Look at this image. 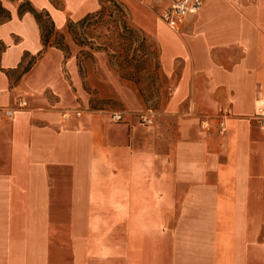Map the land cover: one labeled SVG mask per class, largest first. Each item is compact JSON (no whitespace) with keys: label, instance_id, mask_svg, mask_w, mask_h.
I'll return each mask as SVG.
<instances>
[{"label":"crops","instance_id":"0c3cea01","mask_svg":"<svg viewBox=\"0 0 264 264\" xmlns=\"http://www.w3.org/2000/svg\"><path fill=\"white\" fill-rule=\"evenodd\" d=\"M21 2L50 19L47 47ZM121 3L157 42L169 78L152 124L80 111L89 97L67 25L99 10L100 0H0L7 15L0 20V264H32L49 216L76 224L96 214H123V228L160 231L191 252L210 247L211 264H264V130L256 119L264 107V0H203L179 31L133 0ZM59 34L67 53L53 44ZM140 104L125 101L129 109ZM222 105L231 109L226 131L208 136L199 122Z\"/></svg>","mask_w":264,"mask_h":264},{"label":"rangeland","instance_id":"374dc122","mask_svg":"<svg viewBox=\"0 0 264 264\" xmlns=\"http://www.w3.org/2000/svg\"><path fill=\"white\" fill-rule=\"evenodd\" d=\"M133 1L153 10L159 18L172 2ZM129 13L127 9L126 25L133 31L123 35V62L121 58L115 59L105 51L94 49V46L89 48L76 43L74 46L68 40L70 47L78 52L82 88L89 97L88 106L81 107L80 111L103 110L109 118L114 112L121 111L123 115L128 112L130 118L120 123L139 122L140 114L161 110L170 91L169 78L159 69L157 42L134 25ZM97 41L101 40H96L95 45ZM130 58L132 65L127 67L125 59ZM143 58L148 59V69L142 68L140 60ZM137 99L141 103L138 109L127 108L126 100L135 102ZM77 216L78 220L83 217ZM90 216H95L93 222L81 220L76 224H67L66 215L49 216L51 223L42 231V240L33 241L32 264H201L205 259L206 264H211L210 247L207 254L204 247L199 246L191 252L189 246L172 245L168 239L159 238L160 231H145L138 235L137 231L123 228V214Z\"/></svg>","mask_w":264,"mask_h":264},{"label":"trees","instance_id":"16d2710c","mask_svg":"<svg viewBox=\"0 0 264 264\" xmlns=\"http://www.w3.org/2000/svg\"><path fill=\"white\" fill-rule=\"evenodd\" d=\"M24 11L32 13L36 18L41 29L43 45L47 47L50 44L49 40L53 32L50 19L46 14L33 10L28 2H21L19 5V12L22 13ZM2 12L0 11V20L7 17ZM125 14L126 10L123 4L117 0H100L99 10L87 14L77 22L69 23L67 25V33L74 44L76 43L79 46L88 45L89 48L94 46V49L105 51L106 54L115 59L121 58L123 62V35L133 31L126 25ZM75 30L77 31L75 32ZM96 40L101 41H97L98 44L95 45ZM53 44L66 53L68 52L64 35H57L56 41ZM125 60L128 63L127 67H131V58ZM140 63L143 69H148L149 63L147 58L141 59ZM140 63L139 66H141ZM124 68L126 69V67ZM121 70L123 77V67Z\"/></svg>","mask_w":264,"mask_h":264},{"label":"built area","instance_id":"2783aa9c","mask_svg":"<svg viewBox=\"0 0 264 264\" xmlns=\"http://www.w3.org/2000/svg\"><path fill=\"white\" fill-rule=\"evenodd\" d=\"M144 1V0H140ZM203 6V0H172L169 6L161 13V20L167 25V27L173 31H179L185 19L189 15L197 14ZM27 106V101L23 95L19 96L17 101V108H25ZM12 111L10 109L6 110V115L10 116ZM76 116H79V112H74ZM71 112L65 111L63 113L64 121H68ZM231 115V109L228 105H222L219 107L217 113L213 117H204L200 120L199 126L206 135L210 136L212 130L216 131L220 136L226 131V120ZM112 121L120 122L123 120V113L114 112L112 114ZM140 122L144 124H152L154 120V114L151 110L146 113H142L138 116ZM256 119L264 130V107L258 109L256 113Z\"/></svg>","mask_w":264,"mask_h":264}]
</instances>
